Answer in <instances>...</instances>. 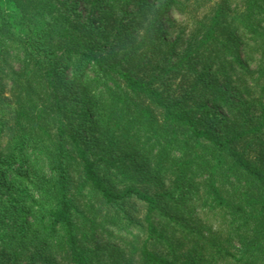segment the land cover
<instances>
[{"label":"trees","instance_id":"obj_1","mask_svg":"<svg viewBox=\"0 0 264 264\" xmlns=\"http://www.w3.org/2000/svg\"><path fill=\"white\" fill-rule=\"evenodd\" d=\"M84 1L80 19L0 0V264H264V101L236 53L244 37L264 58V0L173 41L161 20L189 0ZM194 204L226 241L191 228Z\"/></svg>","mask_w":264,"mask_h":264},{"label":"rangeland","instance_id":"obj_2","mask_svg":"<svg viewBox=\"0 0 264 264\" xmlns=\"http://www.w3.org/2000/svg\"><path fill=\"white\" fill-rule=\"evenodd\" d=\"M75 3L74 8H71L70 11L73 13H77L82 19L88 14V7L84 0H70ZM183 1V0H180ZM239 0H189L186 3V9L184 13H179L176 10H171L168 12L161 20V27L163 36L169 40L173 41L174 38L180 34L184 35V40H187V36L191 34L194 29L193 22L196 20H201L205 14H207V9H212L213 5L220 6L223 8L226 15H230L233 13H240L242 10L239 7ZM150 6H157V0H145ZM104 4L101 5V9L105 10ZM130 9H132L130 7ZM98 11H93L91 14V22L94 25H100L101 21L97 20ZM237 55L244 61L245 66L250 70V75L245 76L246 78V87L247 91H250L251 96L253 98H259L262 95V101H264V58H262V49L261 45L258 43H254L253 41L239 37L236 43ZM70 76V74H69ZM242 87V86H241ZM226 91V94L230 100L238 101L243 100L249 102V97L245 96V90L240 88L239 83L233 78L231 83L223 88ZM81 91H75V96L77 97L78 106L82 109H88L87 104H83L80 101L78 94ZM87 98V97H85ZM219 112L225 114L223 110L218 109ZM81 128L85 134L88 133L89 127L87 128L86 124H82ZM193 216L196 217V225L191 227L194 231L199 232L204 239V241L210 242L208 238L214 236L215 241L219 244L226 241L228 238L227 235V226L226 219L222 217L219 213H202L197 204H194L192 207ZM193 237V236H191ZM190 237V238H191ZM188 237V239H190ZM195 238V237H194ZM196 239V238H195ZM183 246V251L192 250L196 243L190 242V240L180 241ZM200 243V241L198 242ZM224 247V244H221ZM210 250V249H208ZM209 258V256H207ZM208 264H226L222 262L209 261Z\"/></svg>","mask_w":264,"mask_h":264}]
</instances>
